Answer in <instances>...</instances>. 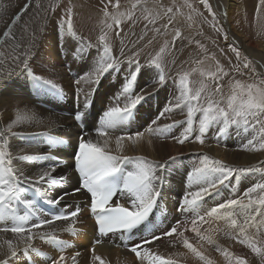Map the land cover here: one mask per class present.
<instances>
[{"label": "bare ground", "instance_id": "bare-ground-1", "mask_svg": "<svg viewBox=\"0 0 264 264\" xmlns=\"http://www.w3.org/2000/svg\"><path fill=\"white\" fill-rule=\"evenodd\" d=\"M229 1L217 0V10H223L224 8L229 13V9L235 5ZM5 12L0 14V24L2 23L0 25V64L4 65V69L0 70L3 72V74H0V131L7 127L17 115L25 117L26 121L24 123L18 124L12 129L13 132L20 133V135L8 137L9 151L13 157L21 154H46L50 158L28 163L13 159L14 167L21 170L24 176L36 179L40 172L54 166V176L67 177L63 185L42 186V192L40 193H35L30 186L24 185L27 188V192L23 194L22 199H34L38 208L43 209L46 218H50L49 214L53 212L61 210L66 212L73 211L77 205L81 211L75 218L70 217L69 220H58L54 221L52 225L42 226L39 231L51 232L60 240L66 241L67 244L61 248L37 237L32 240L31 244L33 248L40 250L39 253H24L22 251L25 246L24 242L18 239L17 234L2 230L5 227L10 228L11 221L0 222V262L8 259L10 264H51V259L63 255L65 259L61 264H100V261L93 260L94 247V254L101 257L104 264H140L135 253L130 251L132 243L139 242L143 236L153 231L156 235H160V233L168 231L177 221H180L181 224L177 229V233H173L171 237L160 238V245L165 242V246L163 247L164 253H160L159 256L164 257L166 261L170 257H168L169 251L173 252L175 245L169 242L173 241L174 237V241L182 240L181 237L174 236L181 232L180 229L182 228H188L191 235L195 236L196 239L198 238V241L194 243V247L203 253L207 260H201L199 256L183 244L182 251L178 248L181 254L178 252L180 255L174 261L175 264H207V261H211L212 264H232L237 261L236 257L251 263L259 261L258 259L250 260L240 255L247 245L239 242L243 237L239 235L238 229L229 228L227 221L214 217L206 218L207 220L217 221V224L220 225L219 233L210 235L213 242L209 243L207 238H203L206 236L201 237V224H197L200 235L192 231L193 225L191 221L194 218V213L192 211L186 213L177 211L183 196L186 193L198 190V185L189 180L188 177L196 167L201 165L205 156L209 158V161H222L233 170H236L235 166H238V163H242V161L250 163V160L264 157V149L255 153L251 150V147H245L249 141L248 133L240 132L239 129L231 127L225 134L228 136L225 143L217 145V143L213 142L214 137L218 135L217 126L213 125L205 134L204 143L201 144L194 139L198 128L197 122L200 118V114H198L192 122L193 137L186 140L183 144L178 143L173 137L181 136L184 129L188 126L186 107L175 108L177 101L180 99V85H177L172 79L166 80L163 85L158 84L156 81L160 71L150 65L149 57L151 55L145 54L139 61L140 71L137 80L134 82L133 91L139 94L143 90L147 98L137 106L134 116L125 125L119 126L115 130H109L106 137L98 135L99 117L108 107L116 105L117 95L121 92L123 83L135 69V65L127 64V59L136 51V48L139 49L141 46L137 45V41H132L130 43L131 48L125 49L124 44L128 40L124 38L123 44L118 45L121 48L116 47L113 50L114 53L111 52L112 56L121 62L117 64L115 70L105 75L110 87L98 93L99 83L91 86L81 84L78 88L75 81L94 70L99 56L102 55L103 48L99 52H90V47L85 44L83 45L84 50H88L90 52L89 55H74L80 45L78 43L80 41L79 38H73L69 32H62L59 36L53 33L54 31H61L62 27L60 24L58 28L57 24L55 25L56 29L54 31H32L37 23L35 24L34 20H30V17L27 19L21 18L22 20L11 28L9 35L4 36L3 33L8 29V25L12 22L11 19L15 16L6 19L3 16ZM226 15L221 14L222 20L233 31L232 39L240 44L241 47L243 46L244 50L249 52L250 55L253 52L256 53L251 56L258 60V69L264 70V61H261L258 56L264 54L254 48L251 43L249 44L248 42L250 41L247 38L238 34L231 27L230 19L227 20ZM6 20L7 22H5ZM15 27L17 31L11 33ZM46 47L49 48V51ZM43 49L49 52L50 57L48 54L43 53ZM121 49L125 50L124 57L120 55ZM148 53L151 52L148 51ZM11 57L16 58L15 64L10 63L9 58ZM20 60H24L35 75L45 77V79L54 77L53 79H56L57 84L63 89V93L54 95L44 89L38 90L28 74L23 70V65L19 63ZM48 66L49 71L45 68ZM182 73L178 71V78ZM105 76L101 77L100 81ZM85 92L89 93V106L87 108L83 107ZM119 102L120 106H123V96L119 97ZM166 107H172L173 110L165 113L164 117L157 121V125H152V127L177 122L175 127L171 128L164 136L149 132L148 128L151 121L157 119L160 112ZM78 110L85 113L84 118L80 121L75 118ZM91 114L94 116H91ZM82 124L86 125L85 130L81 129ZM174 131H177L175 136L173 135ZM137 132H143L144 135L142 138L137 139L136 143L124 140L121 142L123 150L121 151L117 147L115 143L116 137ZM37 133H49L63 142L49 147L48 137L36 135ZM238 134H242L239 140L236 138ZM81 136L86 140L91 139L93 142L100 143L107 139L108 150L113 154L132 157L144 156L150 161L167 165L163 171H158V175L162 179L158 185L160 195L155 210L151 214L148 223L142 225L139 230H135L130 236H122L120 233H112L106 237L99 235L93 220V214L89 211L90 200L88 194L85 192L75 195L71 194V190L79 186V177L74 167V154L78 151V143ZM169 157H176L177 159L169 161ZM121 167L128 171L132 169L133 165L129 162H122ZM262 176L264 182V175ZM258 177L256 176V179ZM253 178V173L243 175L241 172L234 171L233 176L219 186L224 188L227 193L219 195L214 193L211 196H206L199 209L200 215H204L211 207L224 203L228 199L242 197L246 189L253 186L251 185ZM240 179L243 180L241 182L242 185L239 184ZM62 192H68L69 195L65 197L58 207L54 208L46 203L47 199L56 198ZM116 198L118 199L116 201L118 204L129 206V197L126 195L119 192ZM245 202H247L246 198ZM14 207L15 213L18 215H23L27 211L23 203H17ZM235 218L238 223H242V215L237 214ZM259 219L260 217H257V220ZM35 221L36 217H33L29 223ZM70 225L75 228L74 233L66 230ZM263 229L264 225L260 226L259 231L255 227H250L246 229L245 234L259 243L260 233ZM186 235L184 234V237ZM9 240L17 248L16 257L9 256L7 246V241ZM97 240L101 242L94 244ZM218 248L219 251L217 250ZM149 250H153V248ZM154 251L153 253L156 254ZM77 253H79L78 256L76 255ZM73 256H75V260L72 259ZM144 264H148V261L145 260Z\"/></svg>", "mask_w": 264, "mask_h": 264}, {"label": "snow or ice", "instance_id": "snow-or-ice-1", "mask_svg": "<svg viewBox=\"0 0 264 264\" xmlns=\"http://www.w3.org/2000/svg\"><path fill=\"white\" fill-rule=\"evenodd\" d=\"M111 3V0H108ZM207 4V0H203ZM261 4H264V0H260ZM142 8L144 5L141 0H137V4H133L132 8L135 9L137 5ZM119 0L114 7L118 8ZM191 7V5H188ZM210 9V5L208 6ZM28 10V6H25L21 12L16 13L12 18V22L8 25V29L3 33L4 36H8L11 28L20 20L21 14ZM147 11V9H145ZM172 8H168L165 12L171 13ZM104 15L108 17L110 14L107 11V5L104 6ZM213 15H215L213 13ZM66 25L68 32L74 38L76 33L72 29L71 23V8L66 10ZM152 16L149 12L145 19ZM131 19L132 13L116 12L111 14V20L113 24L119 25L121 19ZM159 18V13L156 17L149 20V23H155V20ZM191 17H189L190 19ZM171 23V18L168 20ZM113 24H107L106 27L111 29ZM165 27H167L165 25ZM157 31H159L157 29ZM180 32H175V37H179ZM174 37V38H175ZM227 38V37H225ZM100 41L103 45L102 55L96 62L94 70L90 73L79 77L75 83L79 86L81 84L93 85L98 84L100 78L109 74L115 70L117 64L121 61L111 54V49L106 42V34L100 36ZM80 45H84L87 42L81 40L78 42ZM199 43V41H197ZM203 47V45H200ZM168 45L159 49L155 58L151 59L150 63L156 69H161V57L166 52ZM84 55V47H78L74 55ZM121 57L125 56V50H120ZM138 53H133L128 58V63L135 65V69L129 74L128 78L122 85V90L117 95V103L115 106L108 107L107 110L99 117L98 135L107 136L109 130H115L119 126L125 125L135 113L137 106L140 105L147 97L143 90L139 94L134 93L133 86L139 75V62L136 60ZM237 59L240 58V53L236 51ZM10 63L15 64L16 58H9ZM23 65V70L28 74L32 80L34 86L40 90L44 89L51 94L61 95L63 89L59 84H56L50 79H44L42 76L35 75L24 60L19 61ZM202 63V61H197ZM251 61L245 60L243 67L249 69ZM4 69V65L0 64V70ZM255 73V69H251ZM192 72H196L197 69L193 68ZM235 71H239V67L235 68ZM0 74H3L0 71ZM219 74V75H218ZM189 72H183L179 75L180 85V99L177 101L175 108L187 109V121L188 126L184 129L183 133L179 137H173L178 143L183 144L186 140L193 137L192 122L197 113L200 114L198 120V128L196 129L194 139L199 143H204L205 134L212 128L213 125L217 126L218 136L225 135L231 127H242L247 131L250 127L254 128L260 126V139L259 141L249 140L245 145L246 148L251 147L253 150L264 149V81L259 83L243 84L239 80L231 82L229 85L230 92L227 96L223 95L222 85L218 82L224 76L228 75V72L224 71L223 67L219 65L217 61L216 71H203L200 70V75L205 76L217 81L215 92L211 90L206 91V86L203 82H199V86L194 89L189 87ZM158 84L163 85L166 83V75L163 70L158 73ZM202 93L204 94L202 96ZM79 95V93H78ZM219 95V99L216 96ZM123 96V106H120L119 97ZM89 101V93L85 92L83 107L87 108ZM224 106H221V104ZM172 107H166L162 110L157 117L151 121V125L148 128L149 132L164 136L169 130L175 127L177 122L172 124H165L163 126L152 127L157 125V121L164 117L165 113L172 111ZM85 113L82 111L77 112L76 119L82 120ZM26 118L17 115L13 121H11L7 127L0 131V222L11 221V226L5 227L3 231H11L17 234L18 239L24 242V253L34 252L39 253V249L32 247V240L39 237L46 242L63 247L67 242L60 240L56 235L51 232L39 231L44 225H52L54 221L69 220V218H75L80 213L81 209L77 205L73 211L66 212L64 210L50 213V218H46V214L43 209L38 208L34 199H22L24 193L27 192V188L24 185H28L32 188L33 192H42V186H60L64 184L66 176H54L55 167H49L39 173L38 178L24 176L23 172L13 165V159L28 163L47 160L50 158L46 154H33L26 155L21 154L17 157H13L9 151V136H18L20 133L13 132L14 126L24 123ZM36 135L47 136L49 147L63 141L57 137L51 136L49 133H37ZM143 132H137L129 135H121L116 137L115 143L117 147L122 151V141L129 140L136 143L137 139L142 138ZM176 157H169V161H174ZM75 169L79 177L78 187H74L71 190V194L75 195L80 192H85L89 196L90 211L95 216L98 231L101 235H107L109 233H120L130 236L134 230H139L142 225H146L149 221V216L157 206V200L159 198L158 185L162 179L158 175V171H163L166 168L165 163L150 161L144 156H126L120 154H113L108 150V140L105 139L103 143L93 142L91 139H84L83 136L79 139L78 151L74 154ZM122 162H129L133 165L131 170L125 171L121 167ZM235 172H244V169L233 170L229 166L225 165L222 161L212 160L209 161L207 156L204 157L201 165L196 167L192 173L189 174L188 179L198 185V190L194 192L186 193L177 211L186 213L192 211L194 218L191 223L193 225L192 231L200 235L197 224H203L207 222L208 217H214L216 219L227 221V226L231 229H238L239 235L243 238L240 239V243L247 245L253 253L258 256L264 257V247L258 246V242L249 236H247L246 229L255 227L257 231L260 230V226L264 225V182H258L253 186L246 189L242 197L237 199H228L224 203H220L214 207H211L205 212L204 215H200L199 209L206 196H211L214 193H218L219 186L223 185L226 180L233 176ZM251 172L253 169H248ZM122 193L129 197V206L123 204L110 203L113 197L118 193ZM256 194V195H253ZM69 195L68 192H62L56 198H50L46 200L48 205L55 207L60 204L65 197ZM245 198L247 202H245ZM23 203L27 211L23 215L15 213V204ZM239 214L243 216L242 223H238L235 216ZM33 217H36V221L29 223ZM257 217H260L257 220ZM181 226L180 221H177L168 231L156 235L155 232H151L148 235L142 237L139 242H133L130 246V251L135 253L140 264H144L145 260L148 264H175L174 261L165 260L164 257L158 256L145 247L154 240H158L161 237H171L173 233H177V229ZM36 230V231H33ZM69 232H75V228L71 225L66 229ZM182 238V242L185 247L190 249L193 253L200 257L201 260H207V257L203 253L199 252L188 239L184 237L183 232L178 233ZM208 242L212 243L211 236L207 237ZM97 240L95 243H100ZM10 257L17 256V248L13 246L11 240L7 241ZM139 249V250H138ZM219 251V248L217 249ZM93 247V260L100 261V264H104L101 257L94 254ZM143 252V254H142ZM77 256L79 253L76 254ZM65 257L61 255L58 258L51 259V264H61ZM75 260V256L72 258ZM238 264H247V262L236 257ZM0 264H9V260L5 259ZM207 264H212L211 261H207Z\"/></svg>", "mask_w": 264, "mask_h": 264}, {"label": "rangeland", "instance_id": "rangeland-1", "mask_svg": "<svg viewBox=\"0 0 264 264\" xmlns=\"http://www.w3.org/2000/svg\"><path fill=\"white\" fill-rule=\"evenodd\" d=\"M25 1L26 0H0V14L6 11L3 16L6 19L12 18L16 15V13L21 11L22 6L26 4ZM31 1L32 4L30 2L28 10L22 13L21 18L24 17L27 19L30 17V20H34L35 24L37 23V25H35L36 27L32 29V31H54L56 29L55 25L57 24L58 28V25L60 24L62 27L61 31L58 30L53 33H56L59 36L62 32H68L67 25L65 23L67 20L66 10L71 8L72 29L76 33L77 38L80 40L82 38L83 41L87 42L86 45L90 47V52H99L103 48L102 42L99 38L104 34H106V42L112 53H114L113 50L116 47L121 48L118 45L123 44L124 38L128 40L127 43L124 44L125 49L131 48L130 43H132V41H137V45L139 44L141 47L139 49L136 48V51L133 53H138L135 57L138 62L145 54L151 55L149 57L151 61V59L155 58L159 49L167 44L168 48L166 52L162 54L160 60L161 69L165 72L164 74L166 75V80L168 81L169 79H172V81L177 85H179V78L177 76L178 71L179 73L187 71L190 73L189 87L195 88L199 86V82L202 81L206 86V91L211 90L214 93L217 81L201 76L200 70L202 69L205 72L216 71L217 61L219 62V65L223 67L224 71L228 72L227 76H224L218 81L222 85L223 95L225 96H227L230 92V83L235 80H239L243 84L259 83L260 81H264V70L258 69V60H255L252 57L253 54L256 53L253 52L251 56L249 52L244 50L243 46L241 47L240 44L232 39L233 31L230 27H228V24L222 20L221 16V14H224L225 11V14H228L226 15V19H230L231 27L238 34L247 38L250 41L248 42L249 44L251 43L254 48H257L258 51H261L262 54H264V4H261L260 0H230L229 2L234 3L235 5L229 9V13L228 10H224L223 7V10H217V0H207V4H205L203 0H141L144 7L142 8L138 4L135 9L132 8V5L137 4V0H119L118 8L114 7V5L117 4V0H111V3H109L108 0ZM105 5H107V11L110 14L108 17H105L104 15ZM188 5H191V7ZM209 5L210 9L208 7ZM169 7L172 8V12L165 15V12ZM145 9H147V11H145ZM116 12L126 14L131 12L132 18H122L121 23L119 25H115L111 20V14H115ZM149 12L152 13V16L145 19ZM157 13H159V18L155 20V23H149V20L156 17ZM213 13L215 15H213ZM189 17L191 18L189 19ZM21 18L19 22L22 20ZM169 18H171V23L168 22ZM5 22H7V20ZM107 24H113L112 28H107ZM0 25H2V23ZM165 25L167 27H165ZM17 29L15 27L11 33H14ZM157 29L159 31H157ZM177 30L180 32L179 37H175V32ZM197 41H199V43H197ZM200 45H203V47H200ZM79 47H83V45H79ZM46 49L49 51V48L46 47ZM46 49H43V53L49 55V52ZM148 51L151 53H148ZM236 51L240 53L239 60L237 59ZM90 52H88V50H84V54L86 55H89ZM258 56L259 59L261 58V61H264V57H262L264 55ZM245 60L251 61L249 69H245L243 67ZM72 61H74V59H72ZM197 61H202V63L198 64ZM236 67H239L238 72L235 71ZM45 68L47 71L50 70L49 66ZM193 68H196L197 71L192 72L191 70ZM252 68L255 69V73L252 72ZM161 69L158 70L161 71ZM53 78H50V80L57 84V80ZM107 87H110V85L107 82V76H105V78H102L99 82L98 93L105 91L104 89ZM203 95L204 94L202 93V96ZM216 98L219 99V95H217ZM221 106H224V104L222 103ZM198 114L199 113L196 115ZM91 116L94 115L91 114ZM233 128H236L237 130L239 129L240 132L243 131L248 133L249 140H253L255 138V141L258 142L260 139V126H256L254 128L250 127L247 131L243 130L242 127L238 128L233 126ZM176 134L177 131H174L173 135L175 136ZM241 135L242 134H238L236 138L239 140ZM223 136L217 135V137H214L213 142L215 144L217 143V145H222L228 137L227 135ZM251 150L253 149L251 148ZM262 150L263 149H260V151H253L258 153ZM253 160H250V163L242 161V163H238V166H235L236 170H245L244 172H241L243 175H250L253 173L254 178L251 180V185L263 182L262 175H264V157ZM248 169H253V171L249 172L247 171ZM256 176L259 177L256 179ZM246 180L248 179L246 178ZM242 181L243 180L240 179L239 184L242 185ZM218 193L226 194L227 192L224 188L219 187ZM208 220L207 223L201 224V237L206 236L203 238H207L213 234L217 235L219 233L220 225L217 224V221ZM180 231L187 234L186 237L188 242H192L191 244L193 246L194 243L198 241V238L196 239L195 236L191 235L188 228H182ZM260 235L261 238L259 243L261 244L258 243V246L264 247V229L261 231ZM174 236L177 237L179 235L175 234ZM174 239L169 242L170 244L171 242L172 244H175L174 251H169L168 253V257L170 256L168 260L171 261H175L181 254L180 250L182 251L183 246L182 240L174 241ZM164 246L165 242L160 245V239H158L154 240L145 247L148 249L153 248V250H150L151 253L155 250L154 252L159 256L160 253H164ZM240 255L245 256L250 260H259L258 262L256 261L257 263L246 261L247 264H264V257L253 253L248 247H246ZM232 264H238V262L235 261Z\"/></svg>", "mask_w": 264, "mask_h": 264}, {"label": "water", "instance_id": "water-1", "mask_svg": "<svg viewBox=\"0 0 264 264\" xmlns=\"http://www.w3.org/2000/svg\"><path fill=\"white\" fill-rule=\"evenodd\" d=\"M30 2H31V0H28V2L21 8V10L22 9H24L25 8V6H28L29 4H30ZM21 12V11H20ZM226 12L224 11V14H225ZM226 15V14H225Z\"/></svg>", "mask_w": 264, "mask_h": 264}]
</instances>
